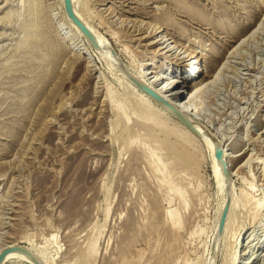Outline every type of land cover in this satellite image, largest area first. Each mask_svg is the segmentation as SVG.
<instances>
[{"label": "rangeland", "instance_id": "rangeland-1", "mask_svg": "<svg viewBox=\"0 0 264 264\" xmlns=\"http://www.w3.org/2000/svg\"><path fill=\"white\" fill-rule=\"evenodd\" d=\"M105 4L90 3L91 24L118 60L86 35L68 47L59 0H0V251L19 246L42 264H264V0ZM121 21L143 30L128 34ZM150 24L165 30L151 37ZM167 34L165 45L196 56L200 79L213 75L201 93L183 89L184 118L162 105L146 114L128 85L145 64L151 82L158 70L181 77L164 50L151 61L158 46L148 44ZM210 142L231 159L224 181Z\"/></svg>", "mask_w": 264, "mask_h": 264}, {"label": "bare ground", "instance_id": "bare-ground-1", "mask_svg": "<svg viewBox=\"0 0 264 264\" xmlns=\"http://www.w3.org/2000/svg\"><path fill=\"white\" fill-rule=\"evenodd\" d=\"M111 1V0H109ZM122 1V0H121ZM132 1V0H131ZM151 1V0H150ZM153 1V0H152ZM154 1H161V0H154ZM178 1V0H176ZM183 1V0H181ZM72 2V8H73V12L76 14L77 18L87 27L88 31H90L91 35H92V39L91 41H93V43L96 45V48L98 47L100 49L101 52H103V54L108 57L109 60H112L114 58L117 59V56L116 57H111V53L108 52L106 49L108 48V40H106L105 36L100 33V31L98 29H96L95 27H93V25L91 24V18L93 16H90L91 13H89V6H90V3L92 2H95V4L97 3L98 5H106L105 3L108 2V0H71ZM125 2V1H124ZM123 2V3H124ZM120 3V2H119ZM132 3V2H130ZM151 3V2H150ZM113 4V3H112ZM183 10H185V12L187 11L188 14L190 15H193V18L196 19V22L199 20L204 23H206L207 26H212V28L214 29H217V31L221 32L222 34H229L231 35L232 37H235L237 36V34H239V30L237 31V29H234L232 26H228L227 22L225 21H216L215 19H212L210 17H208V14L203 12V11H199L194 7H191V10L190 8L189 9H185L184 6L182 7ZM59 11L57 13H61L65 18L66 20H68V24H70V27H72L73 31H74V36L72 38H70L66 44L68 45V47L71 48V46H75V44H77V41L76 40H79L80 36H85L84 33H82V31H80V29L72 22V20L68 17V15L64 12V0H59ZM99 9V8H98ZM139 9V8H138ZM144 9V8H142ZM121 10V9H120ZM145 10V9H144ZM183 10H181L183 12ZM140 11L137 10V12ZM126 12V11H125ZM110 13V12H109ZM115 13L114 11H111V14L110 16ZM135 13V12H134ZM138 13H143V11H140ZM138 13H135V14H138ZM157 14V13H156ZM187 14V13H185ZM148 15V14H147ZM189 17V16H188ZM190 18V17H189ZM192 16H191V19H193ZM126 20V19H125ZM93 22V21H92ZM143 22V21H141ZM163 22V21H162ZM261 22L264 24V21L261 20ZM106 23V22H105ZM109 23V22H108ZM142 24V23H141ZM141 24L137 25V26H132V27H129L128 23H126V21H121V27L123 29L127 28L126 31H129L128 34H135L136 32H139V34L141 33V31L143 30ZM174 24V23H173ZM136 25V24H135ZM146 26H149V24H145ZM151 25V24H150ZM105 26V25H104ZM107 26V25H106ZM113 26V25H112ZM152 26V25H151ZM108 27V26H107ZM161 27H158L157 25L156 26H152L151 27V31H149V35L151 33V37L154 35L155 37H157L160 33H162L165 29H162L161 31L160 30ZM149 29H150V26H149ZM184 29V28H183ZM180 30V29H179ZM185 30V29H184ZM124 31V30H123ZM216 32V30H215ZM241 32V31H240ZM107 33V32H106ZM108 33H110L108 31ZM144 33V32H143ZM120 34V33H119ZM123 35H125L123 33ZM136 35V34H135ZM111 36L113 38H116V40H118V35L115 34V32L111 31ZM131 36V35H130ZM129 36V37H130ZM134 36V35H133ZM144 36V35H143ZM167 36H169L168 34L167 35H163V37H161L160 39H156L153 41V42H150L148 44V47H152L154 48L155 46H158V48L156 49L155 48V51L153 52V56L154 58L151 59V61H153V59H156L155 56L159 55V52L160 51H163V56L164 57H167L168 60L172 61L173 63V66H176L177 69L179 68V72L181 74V77L178 79V76H176L177 80H174L172 81V79H167V78H164L163 76L160 77V72H150L149 74H153L154 73V81L151 82V79L148 78V73L147 72H144L146 69H148L149 67L152 66V64H149V67L147 66L148 64H145L144 65V68H143V72L141 71V73L139 75H131V76H128L130 77L129 79V87L132 89V91L134 93H136L137 95V100H138V104H140V106L142 107V109L146 112V114H150L152 115V110H154V107L156 108V106H160L162 105L163 107L161 109L165 110L168 109L167 113L169 114V116H175L174 113H172V109L169 108L168 106H164L163 104L159 103L158 101H155L154 99H152L148 94H146L144 91L140 90L139 87L134 83V81H137V83H139V85L143 86V87H146V88H149L151 90H153L158 96H160L162 99H165L167 102H169L172 106H174L178 112H179V116L184 118L183 116V113L186 112L191 109V101H192V98L186 102L185 100V95H184V91L183 89L185 88V90H190L187 92V94H192L194 92V94H197V93H201L203 92L207 86L209 87V85L211 84V79H213V75H209L207 76V78H203V79H200L201 76H198L197 72L194 71L196 68H194L193 66L196 65L198 62V60L196 61V63L192 62L191 60L193 58H195L196 56L195 55H191V54H188L186 57L185 56H181L182 53H177L178 51L175 50L173 48H170L171 44H167L165 45L166 43H168L167 41L170 42V40L172 39V37L170 38H166ZM188 36V35H187ZM126 37V36H125ZM127 38V37H126ZM131 38V37H130ZM129 38V39H130ZM134 38V37H133ZM147 38V37H146ZM150 38V37H148ZM240 38V37H239ZM142 39V38H141ZM75 40V41H74ZM114 40V39H113ZM138 39H136L137 41ZM90 41V40H89ZM120 41V40H119ZM129 41V40H128ZM174 41V40H173ZM173 41L171 43H173ZM239 41V40H237ZM123 42V41H122ZM130 42V41H129ZM178 42V41H177ZM108 43V44H107ZM237 43V42H236ZM147 46V44H146ZM106 49H105V48ZM189 47V46H188ZM97 48V49H98ZM110 48V47H109ZM124 48V46H123ZM178 48V47H177ZM105 49V50H104ZM132 49V48H131ZM182 49V48H181ZM205 49V48H204ZM129 51V49H128ZM131 51V50H130ZM147 51V50H146ZM191 51V50H190ZM193 51V50H192ZM237 49L234 48L233 50V54L235 56V54L237 53L236 52ZM88 52V50H87ZM123 52V51H122ZM125 53V52H124ZM128 53V52H127ZM185 53V51L183 52ZM89 54V53H88ZM87 54V55H88ZM132 54V53H131ZM130 54V55H131ZM169 54V55H168ZM187 54V53H186ZM193 54V52H192ZM196 54V52H195ZM189 55H191V57H189ZM83 56L86 58V59H89L86 54L83 53ZM133 56H136V55H133ZM132 57V56H131ZM119 58V57H118ZM106 59V58H105ZM118 60V59H117ZM150 60V59H148ZM230 60V59H229ZM156 61V60H154ZM112 62V61H111ZM109 63V62H108ZM110 64V63H109ZM113 65L110 64L109 66ZM224 65V64H223ZM155 66V65H154ZM140 67V66H139ZM147 67V68H146ZM164 67V66H163ZM155 68V67H154ZM160 69V68H159ZM164 69V68H163ZM174 71V70H172ZM178 71V70H176ZM187 75V76H185ZM197 79H199V81H196ZM177 83V84H176ZM180 83L181 85H183L182 87L180 86ZM176 84V86H175ZM163 85V87H162ZM207 85V86H205ZM161 86V87H160ZM205 87V88H204ZM174 93V94H173ZM173 94V95H172ZM135 95V96H136ZM193 97V96H192ZM169 98V99H168ZM179 105H184V107L182 108H185V111H182L181 107ZM118 107H121L120 105H118ZM123 107V106H122ZM117 109H120V108H117ZM122 110V109H121ZM120 111V110H119ZM124 112V111H122ZM193 112V110L191 111ZM125 114V113H124ZM134 116V115H133ZM149 116V115H148ZM150 117V116H149ZM148 117V119H150ZM179 118V117H177ZM103 119V118H102ZM139 119V118H137ZM180 120V119H179ZM191 120H189L187 123H189ZM130 122V121H129ZM181 122V120L179 121ZM194 123V122H193ZM185 124V123H184ZM198 126H200L199 124H197ZM202 130V129H201ZM199 130V129H196L195 128V131H197V133L201 134L202 131ZM210 145L212 147V153L213 155L215 154V151H217V149H221L220 148V144L218 142L214 143V142H210ZM224 147V146H223ZM226 157L228 158L229 156L227 155H222V158L220 160L218 159H215L217 157H215V162H214V166H215V176L218 180H221V178H223L222 180H226V177L224 175V173L222 172V170L225 172L226 169H228V165H224V161L226 159ZM134 158V157H133ZM230 157H229V161H230ZM177 161V160H176ZM181 161V160H180ZM237 161V160H235ZM186 162V161H185ZM186 164V163H185ZM187 166V165H186ZM218 168H217V167ZM232 166V165H231ZM182 168V167H181ZM239 203L237 202V200L233 199L231 201V205H230V210H229V213H228V217H227V220H226V225H225V230L224 232L227 231V229L229 228L230 224H231V220H232V208H234L235 205H238ZM172 216V215H171ZM129 229V228H128ZM28 251V250H27ZM1 252V251H0ZM18 253V252H17ZM16 252L15 253H12L10 254L5 260L4 262H6L7 260L11 259L14 255L17 254ZM28 253L30 254V256H33L32 253H30L28 251ZM26 254V253H25ZM28 255V254H27ZM27 261L31 264H35L31 259L27 258ZM40 263L42 264L43 262L39 259ZM4 262L2 264H4Z\"/></svg>", "mask_w": 264, "mask_h": 264}, {"label": "water", "instance_id": "water-1", "mask_svg": "<svg viewBox=\"0 0 264 264\" xmlns=\"http://www.w3.org/2000/svg\"><path fill=\"white\" fill-rule=\"evenodd\" d=\"M64 5H65V10H66V13H67L68 17L80 29V31H82V33H84L87 36V38L90 40V43L92 44L93 43V41H91L92 35L88 31L87 27L77 18L76 14L73 12L71 0H64ZM94 48L97 49L95 45H94ZM134 83L139 87L140 90L144 91L152 99H154L155 101H158L159 103L163 104L164 106H168L169 108H171L173 110L172 113H174L176 117L180 118V116H179L180 114H179L178 110L174 106H172L169 102H167L165 99H162L153 90L139 85V83H137V81H134ZM182 122L185 123L186 126L191 127L190 124L185 122L184 120H182ZM190 129H192V127ZM222 155H223L222 149H217V151H216L217 159H221ZM225 175H227L226 170H225ZM226 213H227V209L225 208L223 213H222L221 219H220V224H219V230L220 231H221V229L223 227V224H224V221H225V217H226ZM15 252L26 253V254H28L30 256L28 251H26L22 247H19V246L5 247L0 252V264H2L4 262V260L10 254L15 253ZM30 258L32 259V261L35 264H41L40 261H38L34 256H30Z\"/></svg>", "mask_w": 264, "mask_h": 264}]
</instances>
